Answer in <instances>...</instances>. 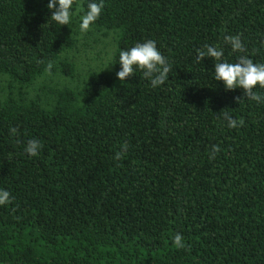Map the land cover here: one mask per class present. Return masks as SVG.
I'll return each mask as SVG.
<instances>
[{
	"label": "trees",
	"instance_id": "16d2710c",
	"mask_svg": "<svg viewBox=\"0 0 264 264\" xmlns=\"http://www.w3.org/2000/svg\"><path fill=\"white\" fill-rule=\"evenodd\" d=\"M97 2L89 28L114 34L112 64L80 79L66 54L88 0L63 26L48 0H0V264H264V101L226 90L215 61L197 58L212 44L264 64V0ZM148 39L168 81L152 88L138 70L121 82L120 50ZM44 75L78 82L28 97Z\"/></svg>",
	"mask_w": 264,
	"mask_h": 264
},
{
	"label": "clouds",
	"instance_id": "9594fccd",
	"mask_svg": "<svg viewBox=\"0 0 264 264\" xmlns=\"http://www.w3.org/2000/svg\"><path fill=\"white\" fill-rule=\"evenodd\" d=\"M72 8L73 0H48L47 9L51 12L50 21L60 26L70 25L72 22ZM101 11L102 3L97 2V0H88L86 11L79 23L81 32L89 29L90 25L98 19ZM224 39L230 45L233 53H243L245 51V46L239 35L226 36ZM223 57V48L218 45L206 44L198 50L197 58L200 60L211 58L215 61L214 71H212L213 79L222 82L226 90L243 89L245 96L250 99L264 101V96L254 91L257 87L264 89V64L255 63L244 55H240L235 63L228 62ZM118 63L120 70L116 73V77L121 82H124L126 78L134 75L139 70L142 77L148 81L152 88L164 85L168 81L169 73L172 71L170 61L160 52L156 42L151 39L137 42L127 49H121ZM110 64L112 63H109L108 66ZM48 67L50 69L51 65ZM224 118L229 128H237L240 124V121L226 113ZM17 131L15 127H12L10 134L15 135ZM41 147L40 141L33 138L27 141L23 151L29 157H35L39 154ZM219 150L218 146L213 145L212 155L214 156ZM124 152H126V147L123 151L117 152L114 159H121ZM9 201V191L0 189V206L7 205ZM173 243L177 248L185 247L183 237L179 233L173 238Z\"/></svg>",
	"mask_w": 264,
	"mask_h": 264
},
{
	"label": "rangeland",
	"instance_id": "374dc122",
	"mask_svg": "<svg viewBox=\"0 0 264 264\" xmlns=\"http://www.w3.org/2000/svg\"><path fill=\"white\" fill-rule=\"evenodd\" d=\"M80 18L74 20L72 29L75 37V44L66 54L75 64L80 79L86 77L88 72L99 69H106L111 63L114 50V34L112 32H98L89 28L81 32L79 28ZM110 67V65L108 66ZM5 77L0 75V85L6 82ZM77 79H65L60 75H44L38 78L25 89L28 97L44 99L45 86H60L65 84H75ZM45 100V99H44Z\"/></svg>",
	"mask_w": 264,
	"mask_h": 264
}]
</instances>
